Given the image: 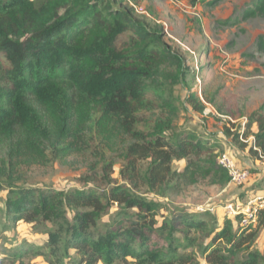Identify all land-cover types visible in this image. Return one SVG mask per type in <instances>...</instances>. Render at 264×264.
I'll list each match as a JSON object with an SVG mask.
<instances>
[{
	"label": "rangeland",
	"instance_id": "rangeland-1",
	"mask_svg": "<svg viewBox=\"0 0 264 264\" xmlns=\"http://www.w3.org/2000/svg\"><path fill=\"white\" fill-rule=\"evenodd\" d=\"M256 2L115 0L112 4L142 9L144 13L133 10V14L162 28L165 42L182 59L179 76L174 64L160 60L146 80L148 87L136 110L137 129L146 131L160 121L166 136L193 134L212 150L200 157L174 159L173 177L160 193L148 191L146 186L139 191L148 200L159 202L165 215L183 212L189 220L203 219L207 230L211 226L221 229L226 218L234 222L251 198L264 193V154L254 153L251 135L236 136L244 132L250 114H264V17L247 15ZM130 35L118 37L117 45L129 43ZM259 38L263 39L261 48ZM61 65L40 91L28 97L31 116L27 124L0 127V264H73L72 259L78 258L73 248L64 245L69 237L66 223L76 211L67 207L66 220L14 223L5 207L11 186L102 190L107 187L100 177L105 165L110 166V182H122L123 154L133 138L120 127L119 116L101 119L99 105L80 90L76 74L67 77L75 64L67 58ZM222 153L249 170L247 181L236 184L229 177L222 183L220 173L201 170L208 166L209 158L219 164ZM145 165L140 161V166ZM116 212L113 206L102 215L93 233L106 228ZM160 214L156 216L159 222ZM52 230L60 236L56 251L46 246ZM207 230L203 234L192 230L193 246L182 248L187 238L185 229H179L171 244H181L178 253H191L204 263L199 246L210 240L203 237ZM167 245L166 241L162 247ZM137 246L135 240L133 249ZM254 247L264 254V236L259 234ZM127 260L121 264H135L132 257Z\"/></svg>",
	"mask_w": 264,
	"mask_h": 264
},
{
	"label": "trees",
	"instance_id": "trees-1",
	"mask_svg": "<svg viewBox=\"0 0 264 264\" xmlns=\"http://www.w3.org/2000/svg\"><path fill=\"white\" fill-rule=\"evenodd\" d=\"M114 1L0 0V127L27 124L31 116L28 97L40 91L68 58L75 68L67 77L72 79L76 74L80 90L99 105L101 119L119 116L120 127L133 138L124 150V165L119 171L122 182L111 183L110 166L105 165L100 177L107 187L102 190L11 186L6 215L14 223L36 224L66 220V208H72L76 212L66 223L69 237L64 245L78 255L73 264H121L128 263V257L135 264H262L264 254L254 242L264 225V211L255 224L243 227V216L237 214L234 222L226 218L221 229L211 226L207 230L203 219L189 220L183 212L165 215L159 202L148 200L139 191L146 186L148 191L160 193L173 177L174 159L200 157L212 150L193 134L166 136L160 121L146 131L137 129L136 110L148 87L146 80L160 60L174 64L179 76L182 59L165 42L162 28L145 23L130 6L120 3L113 7ZM247 15L264 17V0H257ZM127 32L131 33L129 43L118 46L117 38ZM259 41L261 48L263 39ZM244 129L236 136L251 135L254 146L264 154V114L254 111ZM254 153L258 155L257 150ZM140 161L146 165L140 166ZM206 162L208 166L201 169L204 173H220L224 178L218 181L222 183L229 180L225 168L210 158ZM113 206L117 212L111 223L93 233L97 221ZM158 214L161 222L156 219ZM179 229H185L187 238L182 248L193 246L192 230L200 234L207 230L203 237L210 240L199 246L204 263L191 253H178L181 244L172 246L173 233ZM48 235L46 246L56 251L60 236L55 230Z\"/></svg>",
	"mask_w": 264,
	"mask_h": 264
},
{
	"label": "built area",
	"instance_id": "built-area-1",
	"mask_svg": "<svg viewBox=\"0 0 264 264\" xmlns=\"http://www.w3.org/2000/svg\"><path fill=\"white\" fill-rule=\"evenodd\" d=\"M209 0H196L197 3H204ZM133 9L136 13L142 14L144 11L142 9L136 8L133 6ZM258 151V154L261 155L260 150L254 147ZM219 165L225 168L228 172L230 180L233 183L241 184L248 180L250 173L247 168H242L233 162V160L227 154H220L219 156ZM261 211H264V193L259 194L251 198L246 206L245 210H241L239 214H242L243 218L240 224L245 227L249 224H255L258 218V215ZM260 236H264V225L260 230Z\"/></svg>",
	"mask_w": 264,
	"mask_h": 264
}]
</instances>
